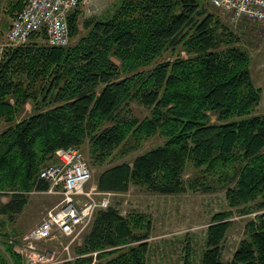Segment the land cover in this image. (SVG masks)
I'll return each mask as SVG.
<instances>
[{
    "label": "trees",
    "instance_id": "16d2710c",
    "mask_svg": "<svg viewBox=\"0 0 264 264\" xmlns=\"http://www.w3.org/2000/svg\"><path fill=\"white\" fill-rule=\"evenodd\" d=\"M81 1L66 16L71 43L50 45L41 30L3 53L0 264H24L4 226L32 191L48 188L39 171L54 161L55 149L69 146H86L89 164L103 167L99 191H224L228 209L211 215L200 248L183 244L182 264H264L262 89L236 30L208 0H116L80 21ZM25 2L5 0L4 12L13 17ZM167 50L176 56L156 61ZM134 101L148 114L135 116ZM157 134L161 144L107 165ZM187 168L194 171L188 177ZM249 213L244 236L224 258L234 214ZM151 232L147 213L97 209L81 243L59 264H149Z\"/></svg>",
    "mask_w": 264,
    "mask_h": 264
},
{
    "label": "rangeland",
    "instance_id": "374dc122",
    "mask_svg": "<svg viewBox=\"0 0 264 264\" xmlns=\"http://www.w3.org/2000/svg\"><path fill=\"white\" fill-rule=\"evenodd\" d=\"M115 1L116 0H82L79 4L80 21L86 17L98 16L106 12L112 7ZM208 3L212 11L218 14L231 29L236 30L235 33L239 37V45H242L249 52L251 56L250 72L252 79L255 84L262 89V98L257 111L264 113V23L257 26V32L253 31L250 27L237 25V23L231 19V16L224 13L212 0H208ZM4 4L5 0H0V42L4 41L6 29L12 19V16L8 17L4 12ZM5 21L7 22L6 28L3 27ZM80 32H83L82 27ZM75 39L76 38H70L69 43ZM177 50L180 52V48ZM180 54H184V52L182 51ZM175 56L176 51L170 52L167 50L164 51L156 61L172 59ZM131 107L133 113L137 117L142 118L148 114V109L138 102H132ZM26 108L25 114L30 112L31 105L27 104ZM21 117L22 116L19 118ZM3 127V125H0V130ZM163 141L164 138L161 135H154L145 140L138 148H135L127 154H121V152L118 151L116 156L108 162L107 165L124 160L132 161L137 154L143 153L161 144ZM80 149L89 164L90 161L88 159L86 146H82ZM89 168L91 177L86 183L84 191H90V194L96 201L107 198L108 205L106 207L109 205H116L123 214L128 211L136 210L150 215L152 220V232L149 241L152 244L153 250L150 253L149 264H182L183 260L181 256L183 244L186 241H190L196 249L200 248L211 215L215 211L228 209L223 190L214 192L188 191L180 194H156L146 192L137 186L131 185L128 191L123 193L99 191L96 186V176L103 167H94L89 164ZM193 172L191 168H187L185 170V176L188 177L192 175ZM61 197L62 195L59 193L46 194L32 191L29 194L28 203L25 205L22 212L18 214L15 225L20 226L22 223L26 222L27 224L28 222L31 224L30 226L32 228L42 219L48 209L58 206V201ZM82 197L83 199L86 198L84 195ZM106 207H98L97 209ZM253 215L254 213L243 214L241 216L234 214V223L227 233L224 242V258L227 259L235 250L240 239L244 236L245 222ZM90 223L91 221L75 239H70V236H62L59 239H55L56 241L49 240L37 246L38 248L44 249L49 245L52 249H48L53 253L52 263L50 264H59L64 257L72 253L75 245L81 243L82 235L88 229ZM27 229L28 228H26V230ZM22 231L25 230L17 228L16 235ZM16 235L12 237L17 239ZM194 264H198L197 261H195Z\"/></svg>",
    "mask_w": 264,
    "mask_h": 264
},
{
    "label": "built area",
    "instance_id": "2783aa9c",
    "mask_svg": "<svg viewBox=\"0 0 264 264\" xmlns=\"http://www.w3.org/2000/svg\"><path fill=\"white\" fill-rule=\"evenodd\" d=\"M80 0H26L23 8L11 19L0 42V64L6 47L25 44L30 36L44 30L50 45L65 46L70 36L67 13ZM237 25L258 31L264 23V0H212ZM39 176L49 183L46 193L62 195L57 207L46 211L42 219L16 240L13 249L19 253L24 264H50L53 253L38 248L39 242L70 236L75 239L91 221L98 207H106L108 199L96 201L90 191H84L91 177L89 164L79 147H58L54 161L39 171ZM86 196L83 199L82 196ZM56 241V240H55ZM71 257L70 254L67 255Z\"/></svg>",
    "mask_w": 264,
    "mask_h": 264
},
{
    "label": "crops",
    "instance_id": "0c3cea01",
    "mask_svg": "<svg viewBox=\"0 0 264 264\" xmlns=\"http://www.w3.org/2000/svg\"><path fill=\"white\" fill-rule=\"evenodd\" d=\"M23 8V7H22ZM21 8V9H22ZM20 9V10H21ZM13 18V17H12ZM27 106V105H26ZM27 109V108H26ZM46 190H43V191H34V192H37V193H46L45 192ZM47 194V193H46ZM3 200H6L7 199V197H3L2 198ZM61 200V199H60ZM60 200L58 201V203L60 202ZM17 217H18V215H17ZM17 219V218H16ZM16 219H15V221L14 222H9V223H7L5 226H4V230L6 231V237H9V238H11V240H13L14 238L12 237V236H14V235H16V230H17V228H19V229H21V230H25V231H22L21 233H18L16 236V238L18 239V238H20L22 235H24L27 231H29L30 229H31V224H29L28 222H27V224H26V222H24V223H22L20 226H16L15 225V223H16ZM36 225V224H35ZM34 225V226H35ZM33 226V227H34ZM30 227V228H29ZM32 227V228H33ZM26 228H28L27 230H26ZM1 233H0V237H1ZM13 238V239H12ZM1 239V238H0ZM14 240H16V239H14ZM13 240V241H14ZM42 243L43 242H39L38 244H41L42 245ZM44 244V243H43ZM40 248V247H39ZM48 248H50V249H52L49 245L46 247V248H44V249H42V248H40L41 250H49ZM19 254V253H18ZM20 255V254H19ZM21 256V255H20ZM24 263V262H23Z\"/></svg>",
    "mask_w": 264,
    "mask_h": 264
}]
</instances>
